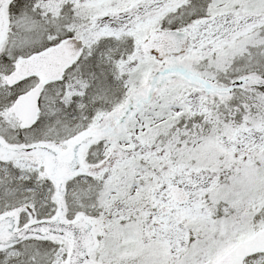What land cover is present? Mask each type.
Instances as JSON below:
<instances>
[{
    "label": "snow or ice",
    "instance_id": "6c2138e0",
    "mask_svg": "<svg viewBox=\"0 0 264 264\" xmlns=\"http://www.w3.org/2000/svg\"><path fill=\"white\" fill-rule=\"evenodd\" d=\"M0 264H264V0H0Z\"/></svg>",
    "mask_w": 264,
    "mask_h": 264
}]
</instances>
